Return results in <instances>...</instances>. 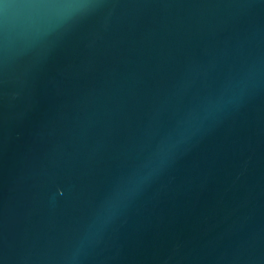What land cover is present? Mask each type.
Segmentation results:
<instances>
[{
	"label": "water",
	"instance_id": "water-1",
	"mask_svg": "<svg viewBox=\"0 0 264 264\" xmlns=\"http://www.w3.org/2000/svg\"><path fill=\"white\" fill-rule=\"evenodd\" d=\"M0 264H264V0H0Z\"/></svg>",
	"mask_w": 264,
	"mask_h": 264
}]
</instances>
